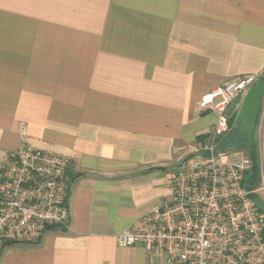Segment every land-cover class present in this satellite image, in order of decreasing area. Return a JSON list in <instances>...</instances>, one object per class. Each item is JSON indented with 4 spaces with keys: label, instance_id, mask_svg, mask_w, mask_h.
<instances>
[{
    "label": "crops",
    "instance_id": "0c3cea01",
    "mask_svg": "<svg viewBox=\"0 0 264 264\" xmlns=\"http://www.w3.org/2000/svg\"><path fill=\"white\" fill-rule=\"evenodd\" d=\"M256 74L264 0H0V158L26 143L71 158L68 228L6 246L0 264H161L116 237L208 142L201 96ZM254 134L260 161L264 100Z\"/></svg>",
    "mask_w": 264,
    "mask_h": 264
},
{
    "label": "built area",
    "instance_id": "2783aa9c",
    "mask_svg": "<svg viewBox=\"0 0 264 264\" xmlns=\"http://www.w3.org/2000/svg\"><path fill=\"white\" fill-rule=\"evenodd\" d=\"M259 78L229 80L201 96L197 106L216 115L208 142L166 179L169 195L117 235L118 246H140L161 264H264L261 174L259 185L249 188L248 154L218 149L230 130L228 107ZM70 163L68 156L29 143L0 158V252L8 245L36 244L50 227L68 228Z\"/></svg>",
    "mask_w": 264,
    "mask_h": 264
},
{
    "label": "water",
    "instance_id": "95a60500",
    "mask_svg": "<svg viewBox=\"0 0 264 264\" xmlns=\"http://www.w3.org/2000/svg\"><path fill=\"white\" fill-rule=\"evenodd\" d=\"M264 100V80L255 83L243 96L237 116L233 122L240 135L246 136L249 143H253V136L259 120ZM200 155L207 156L208 152Z\"/></svg>",
    "mask_w": 264,
    "mask_h": 264
},
{
    "label": "trees",
    "instance_id": "16d2710c",
    "mask_svg": "<svg viewBox=\"0 0 264 264\" xmlns=\"http://www.w3.org/2000/svg\"><path fill=\"white\" fill-rule=\"evenodd\" d=\"M261 79V81H263ZM234 120H229V132L219 141L218 148L223 149L231 144L238 143L242 146L246 147L247 154L249 159L251 160L252 167L250 172V181H249V188H254L259 185L260 183V161H259V154H258V145L255 141L253 143H249V140L246 136H242L239 134L236 128H233ZM232 141V142H231Z\"/></svg>",
    "mask_w": 264,
    "mask_h": 264
},
{
    "label": "rangeland",
    "instance_id": "374dc122",
    "mask_svg": "<svg viewBox=\"0 0 264 264\" xmlns=\"http://www.w3.org/2000/svg\"><path fill=\"white\" fill-rule=\"evenodd\" d=\"M240 99H243V97H240ZM253 141H255L257 144H259V142H258L257 137L255 136V134L253 136ZM223 149L224 150H227V151H230V150H232V151H238V150H240V151H244L247 154L246 147L242 146L241 144L239 145L238 143L236 144L234 142L230 146H228L226 148H223ZM260 165H261L262 173H263V176H264V156L261 157V159H260ZM260 198L264 202V193H263V195H260ZM260 206L264 208V204L263 205L260 204Z\"/></svg>",
    "mask_w": 264,
    "mask_h": 264
}]
</instances>
